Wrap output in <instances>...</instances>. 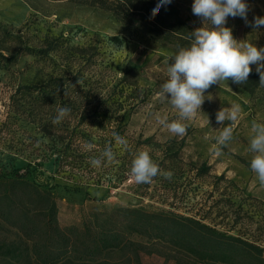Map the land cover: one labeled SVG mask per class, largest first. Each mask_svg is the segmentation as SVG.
<instances>
[{
    "label": "rangeland",
    "instance_id": "rangeland-1",
    "mask_svg": "<svg viewBox=\"0 0 264 264\" xmlns=\"http://www.w3.org/2000/svg\"><path fill=\"white\" fill-rule=\"evenodd\" d=\"M172 2L189 16L194 29L202 26V19L192 13L193 0ZM245 2L249 22L264 16V0ZM225 26L237 40L264 47V27L254 29L239 16L228 17ZM26 47L47 48V54H28ZM177 50L173 44L143 32L137 23L125 24L111 12L75 0H0V51L17 55L16 62L0 66L1 169H17L27 180L51 188L62 225L78 222L86 211L101 204L164 209L193 216L264 247V186L250 170L253 154L248 150L252 122L264 123V87L249 92L231 80L220 87L211 86L206 95L211 93L213 99H206L202 113L186 122V135L177 137L157 120L158 116L167 117L169 122L178 118L177 110L157 95L167 79V56ZM251 67L256 69V65ZM127 70V80L138 96L131 99L134 112L123 131L119 132L116 123L97 126L91 122L80 128H86L93 142L99 140L98 145L70 138L67 128L77 124L85 110L82 94L86 87L79 92L68 87L65 79L58 87L51 81L68 74L76 76L75 83L79 80L77 84L82 86L84 78H92L97 84L90 92L94 106L96 95L111 92ZM31 85L45 90L49 100L41 103V94L27 89ZM35 100L38 106L32 109ZM71 102L78 111L71 110L62 123L53 125L57 107L70 108ZM232 103L239 104L242 112L233 140L223 155L216 156L211 150L221 126L216 112ZM42 122H48L45 131ZM114 134L128 140L127 150L121 148L118 153ZM68 139L79 143L82 151H90L85 162L89 163L90 155L99 158L109 144L116 160L99 169L69 158L62 165L61 149ZM96 147L99 154L91 151ZM140 149L148 150L162 170L173 173L172 178L157 176L150 184L135 183L129 172L133 155ZM138 239L144 246L142 264H210L161 241ZM0 241L30 244L1 218ZM0 264L10 263L0 259Z\"/></svg>",
    "mask_w": 264,
    "mask_h": 264
},
{
    "label": "trees",
    "instance_id": "trees-1",
    "mask_svg": "<svg viewBox=\"0 0 264 264\" xmlns=\"http://www.w3.org/2000/svg\"><path fill=\"white\" fill-rule=\"evenodd\" d=\"M75 1L111 12L125 24L137 23L143 32L177 48L190 44L191 31L194 27L189 16L181 12L177 3L165 5L154 18H151L152 9L156 7L158 0ZM24 50L28 54H47V48L26 47ZM80 50L82 51L81 48ZM16 61V54L5 55L0 51V66ZM85 61L90 60L87 57ZM128 71L114 83L111 92L95 94L98 100L94 106L93 94L90 92L96 89L97 84L92 78H84L82 86L75 83L76 76L68 74L65 78L62 74L51 81L58 87L64 84L65 79L68 81V87L72 86L79 92L86 87L82 94L85 110L77 124L67 128L70 138L75 136L83 138L76 139L79 142L98 145L99 140L93 142L94 138L86 128H80L81 125L91 122L97 126L116 123L119 132L123 131L122 128L124 129L134 112L135 104H132L134 102L131 99L138 96L132 89V82L127 80ZM33 86L26 87L41 94V103L49 100L45 90ZM258 86L259 74L253 69L247 84L241 87L253 92ZM101 87L106 88L104 82ZM34 103L32 109L38 106L36 100ZM68 105H71L72 111H78L75 109V102ZM41 128L47 130L48 122H42ZM70 140L68 139L61 149L62 165L68 158L73 159L74 163L90 165L85 162L88 157L86 152L90 151H82L79 143L74 144ZM117 149L119 153L121 147ZM91 151L100 153L98 147ZM92 157L96 156L90 155V158ZM83 168L87 167L84 165ZM25 176L26 174L19 173L17 169L3 171L0 166V218L16 228L30 243L23 246L21 241H0V259L4 262L142 264L140 253L144 246L138 238H146L161 241L196 260L210 264H264V247L221 231L198 218L173 210H152L136 206L107 207L101 204L86 211L78 222L62 225L58 219L57 197L51 188L42 187L27 180Z\"/></svg>",
    "mask_w": 264,
    "mask_h": 264
},
{
    "label": "clouds",
    "instance_id": "clouds-1",
    "mask_svg": "<svg viewBox=\"0 0 264 264\" xmlns=\"http://www.w3.org/2000/svg\"><path fill=\"white\" fill-rule=\"evenodd\" d=\"M171 2L158 0L152 9L151 18ZM191 10L193 15L202 19V26L191 31L188 46L179 47L167 56V79L157 93L161 100L167 101L177 110L178 118L170 122L167 117H157L158 122L177 137L186 135L189 127L186 122L202 113L201 108L206 99H213L211 93L206 95L211 86L220 87L229 80L240 86L245 85L253 71L251 66L256 65L259 86L264 87V47L258 48L247 40H237L232 29L225 26L228 17L239 16L246 24L258 29L264 27V16H256L249 22V5L245 0H193ZM70 112L71 109L66 105L58 106L52 124L62 123ZM241 112L242 108L237 103L222 106L216 112V122L221 125L211 149L216 156L223 155V149L233 140L234 127ZM207 122L210 123L208 117ZM251 131L253 135L249 139L248 150L253 155L250 170L255 173L259 184L264 186V123L253 121ZM114 140L122 149H128L125 137L114 134ZM115 160L116 154L109 145L99 158H90L89 163L99 169L102 164H111ZM129 175L137 184H150L157 176L170 180L173 173L162 170L148 150L140 149L133 155Z\"/></svg>",
    "mask_w": 264,
    "mask_h": 264
}]
</instances>
